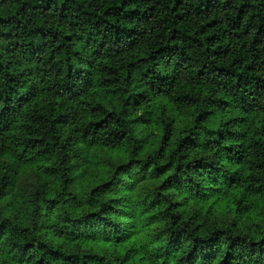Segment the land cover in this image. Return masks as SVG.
<instances>
[{
    "label": "trees",
    "instance_id": "1",
    "mask_svg": "<svg viewBox=\"0 0 264 264\" xmlns=\"http://www.w3.org/2000/svg\"><path fill=\"white\" fill-rule=\"evenodd\" d=\"M0 264H264V0H0Z\"/></svg>",
    "mask_w": 264,
    "mask_h": 264
}]
</instances>
